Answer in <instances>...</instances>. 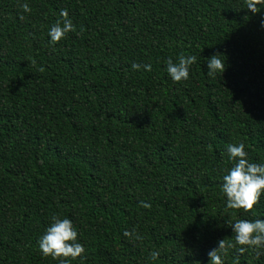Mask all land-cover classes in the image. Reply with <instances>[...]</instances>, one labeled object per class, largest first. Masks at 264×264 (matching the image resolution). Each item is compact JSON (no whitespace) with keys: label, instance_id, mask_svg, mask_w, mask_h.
<instances>
[{"label":"trees","instance_id":"1","mask_svg":"<svg viewBox=\"0 0 264 264\" xmlns=\"http://www.w3.org/2000/svg\"><path fill=\"white\" fill-rule=\"evenodd\" d=\"M65 9L76 30L52 43ZM262 18L245 0H0V264H59L38 244L53 215L86 250L69 264H209L229 220H264V194L245 212L222 191L229 144L264 164ZM239 247L224 264H264Z\"/></svg>","mask_w":264,"mask_h":264},{"label":"clouds","instance_id":"2","mask_svg":"<svg viewBox=\"0 0 264 264\" xmlns=\"http://www.w3.org/2000/svg\"><path fill=\"white\" fill-rule=\"evenodd\" d=\"M246 8L253 14L260 12L264 7V0H245ZM259 6V7H258ZM24 12H31V8L27 3L21 5ZM63 24L58 21L49 31L51 42L56 43L65 38L70 31H75V25L69 18L67 10L61 11ZM261 27H264V18L260 21ZM196 62L195 56L181 55L177 63L172 58H168L166 62V70L168 75L174 82L186 81L189 78V69ZM131 67L134 70L143 68L151 71V64L140 65L133 63ZM226 70L225 61L220 58V53L212 55L208 58V72L211 77H215L218 73L223 74ZM229 160L234 162L229 172L222 177V191L227 197L226 207L229 209L250 212L260 202L261 195L264 194V164L252 163L248 159V153L245 151V145L229 144L227 146ZM140 205L144 208H151L150 203L140 201ZM52 223L46 229L45 233L38 240L39 249L44 256H51L58 259L59 264H69V258L75 260L77 258L84 259L85 248L77 242L78 232L73 222L68 218L61 219L57 215L51 217ZM235 234V243H228L225 239L218 241V247L209 251V264H224L222 256L227 255L229 249L235 248L237 245L238 252L243 254L247 248L260 249L264 247V220L256 219L249 221L240 219L232 222L228 221ZM135 230L132 232L125 231L124 236L132 238ZM135 238L139 239L138 234ZM151 259L155 260L159 257V252L153 251L150 254Z\"/></svg>","mask_w":264,"mask_h":264}]
</instances>
